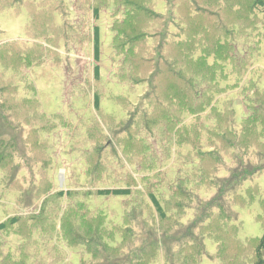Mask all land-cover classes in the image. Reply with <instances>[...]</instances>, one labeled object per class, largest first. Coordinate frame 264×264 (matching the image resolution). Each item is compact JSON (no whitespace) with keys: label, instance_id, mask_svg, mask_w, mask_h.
<instances>
[{"label":"rangeland","instance_id":"rangeland-1","mask_svg":"<svg viewBox=\"0 0 264 264\" xmlns=\"http://www.w3.org/2000/svg\"><path fill=\"white\" fill-rule=\"evenodd\" d=\"M99 2L0 0V109L23 154H0V252L10 254L0 264H91L93 238L112 257L132 243L139 262L170 264L161 244L149 256L141 249L138 230L148 241L159 231L150 214L125 243L124 202L133 198L98 193L132 187L143 196L131 203L152 206L149 193L168 200L161 185L171 191L179 172L196 199L175 196L170 213L180 264H255L264 236V0ZM140 68L147 81L129 84ZM146 107L173 137L170 161L151 172L144 163L165 159L169 144L162 131L133 127ZM4 126L0 118L8 146ZM100 143L111 146L100 153ZM246 155L260 173L226 191L220 181Z\"/></svg>","mask_w":264,"mask_h":264},{"label":"trees","instance_id":"trees-1","mask_svg":"<svg viewBox=\"0 0 264 264\" xmlns=\"http://www.w3.org/2000/svg\"><path fill=\"white\" fill-rule=\"evenodd\" d=\"M103 1L104 0H100L99 3H102ZM106 1L107 0H105L102 4H105ZM126 3L128 4L129 2L127 1ZM94 12H95V17H99L98 16L99 10H95ZM143 37L146 39L149 36H147L146 34H144V35H142L141 38H143ZM127 43L128 44H132L133 43V40L132 39L131 40L128 39L127 40ZM96 49H98V39L96 40ZM161 49H162V47H161ZM144 63H145V61H144ZM98 76H99V72H97V75L95 74V78L98 79ZM145 81H147L146 80V70L143 69V68H140L138 70V74H135L134 75V78L128 79V83L129 84L132 83L133 85H139L140 83H143ZM151 93L152 94H155L156 93V89L155 88L152 89V87H151ZM150 95L151 94H148V96H150ZM144 100H147V96L144 97ZM189 100L191 102V98ZM175 101H177V100H175ZM99 102H100L99 99L96 97V100H95L96 107L99 106ZM199 106H201V104H199ZM177 111H179L178 107H177ZM202 111H203V109L200 110V112H202ZM3 113L4 112L0 109V118H4L7 121V126H4V129L1 130V131L2 132H6V135L7 134H11V137H10V140H8V143H7L8 146H6V144H4V142H3L4 138H3V140L0 141V154L2 155L8 149L10 151H13L14 154H17L18 155L19 152H20V146H21L20 144L21 143H19V140H17V132L10 131L11 130V125L12 126H14V125L12 123H9V119H7L5 116H3ZM153 116H155V111L148 110L147 107H146V110H143L142 111V114L139 117L136 118L137 121H134V118L135 117L132 119V121H134L133 122V124H134L133 127L134 128H138L141 125L143 128H145L146 130H148V132L150 134H151V131L152 132L154 131V133L155 132H161L162 131V134L164 136V139L169 144V147H167L168 156L166 154V157H164L165 159H162V158L160 159V158H158V156H156L155 154H153L154 157L151 158V160H150L153 163L152 164L151 163L150 164H145L144 163V165H146L145 166V171L146 172L147 171L151 172L152 169H155L156 166H160V165L162 166L163 165V162L170 161V159H171V156H170V154H169L168 151L170 150V145L173 142V137L168 136L166 134V125H164V128L162 130L161 124L157 123L154 120V117ZM175 118L177 119V122H179V116H178V114L175 116ZM201 125H200V127L204 128ZM133 127H131V128H133ZM154 128H155V130H154ZM196 129H198V128H196ZM120 132L121 131H119V133ZM110 144L111 143H108V144L107 143H100L96 147V150L98 152H100V153H103V152H105L111 146ZM22 148H23V152H24V147L22 146ZM123 148H124V153L129 156L130 150L128 149V147L126 145L125 146L123 145ZM32 150L29 151L31 155H32V153H31ZM147 151H149V150L145 146V148H144V154H147L146 153ZM22 155L23 154H19V156H22ZM246 158L248 160L252 159V157H249L247 155H246ZM246 158H243L242 160L239 159V162L241 164L238 167V169H236V170H230V178L229 179L224 180V181H220V184L222 185V188H224L226 191H230L231 189H233V187L235 185H237V183L243 177H245L247 174H250V173H252V174H258V173H260V171L262 169V166L255 165L251 160L248 161V162H245V161H247ZM140 159H142V156L140 157ZM244 159H245V161H244ZM149 162H147V163H149ZM161 166H160V168H162ZM179 174H180V172H179ZM179 174L178 173L175 174V183L172 186L171 191L168 190L166 187L163 188V186H166V185H163L162 182H165L166 181L165 180L166 178L163 181L162 180H159L158 181L157 186L159 187V185L161 183L162 185H161V188L160 189L163 190L164 194L171 192V196H170V198L168 200H164V195L163 194L162 195L160 194L161 195V198L159 199L156 193L154 195L151 194V193H149L150 196L147 195L148 198H152V200H154V202L151 203L152 206H149V204L146 203V202L143 203V201L146 200L145 197L142 199V201L139 199L138 201L135 200L133 203H131L132 200L134 199L136 193L139 196H143V192L142 191L133 192V190L131 189L132 187H129L126 190H111V191H108V192L107 191H103V192H99L98 193V194L105 195V196H111V195L121 196L122 194H126L127 195L126 196L127 198H133V199L127 201V202H124V209H127L128 208L130 210V213H127L126 212V214H125V223H130L131 224V227H132V228H129V231H128V234H130V236H127V237L123 238V240H125V243H127L129 239H132V237H134V235H136L137 232H135V230L138 229L137 228L138 227L137 225H139L141 222L143 223V225L149 223L148 221H145V219L148 216V214H150V217L152 219V222L153 223L155 222V225H158L159 226V228H158L159 231L158 232L157 231H155V232L149 231L148 232V235L150 237V240L148 241L147 238L145 237V234L143 232H141V231L138 230L140 239L142 241H145L146 242V244H143L141 246V249L143 247H146V255L149 256V255L152 254L153 249H155L156 246H159V244H161L163 246V248L165 249V252H167V254H168V257H169L168 258V261H169L170 264H180L179 259H178V257H179L178 249L182 245L179 242V239H180L179 238V232L178 233H175V234L173 233V230H172L173 220H172V217H170V213H172L173 211H177L174 208V205H175V196H178V197L181 198V201H180L181 203H183L185 201L184 198H186L188 201L196 200V199H193L194 198L193 195L189 194V192L187 191V189L184 187L183 182L181 180V175L179 176ZM156 175L157 174L153 175L152 177L153 178H156ZM144 180H145V182L150 183V181H149L150 180V177L149 176H147ZM129 183H130V179L127 181V184H129ZM63 195H64V193L62 191L57 194V196H63ZM165 196H167V195L165 194ZM37 197L39 199H41L42 195H38ZM137 198H139V197H137ZM57 199H61V197H58ZM198 201L199 200L197 199V202ZM180 202L177 205H178V207L181 208ZM33 205L34 204H28V206L26 208H31V207H33ZM34 207L35 208L32 211H34L35 213L38 212V214H39V213H43L45 211V203L42 205V208H41V205H35ZM154 212H156L158 215L155 214ZM33 215H31L29 218L32 219V216ZM156 218H159V222H157V219ZM74 232H76V231H74ZM79 232H81V230H79L78 233ZM93 239L94 240H91V239L86 240V242H89L87 244L88 245V248L91 249V253H92L91 257L93 258L92 263H95L96 262V264H100L99 260L105 261L103 264H108V260L110 261L109 264H143L144 263L143 261H140L139 262V260L141 259V257H138L137 254H136V251H137L138 248H136V247L134 248V245L132 243H130V245H128L127 250L125 249L126 250V252H125L126 255H122V254L120 255L119 254V255H117L115 257H112V256L109 255L110 251L106 250V246H105L104 243H100V242L96 241L95 238H93ZM138 240L139 239H137V241ZM92 241H95L96 242L95 243L96 245H92V243H90ZM91 245L93 246V249L91 248ZM122 248H124V246L121 247V249ZM9 256H10V254H9ZM9 256H5L4 254H2L0 252V257L1 258H7ZM255 264H264V236L261 238V240L259 241V244H258L257 260H256Z\"/></svg>","mask_w":264,"mask_h":264}]
</instances>
